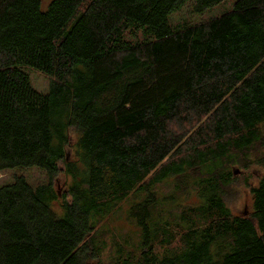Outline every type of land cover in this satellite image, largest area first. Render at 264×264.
I'll use <instances>...</instances> for the list:
<instances>
[{
    "label": "trees",
    "instance_id": "obj_1",
    "mask_svg": "<svg viewBox=\"0 0 264 264\" xmlns=\"http://www.w3.org/2000/svg\"><path fill=\"white\" fill-rule=\"evenodd\" d=\"M43 1L0 0V173L49 175L0 187V264H264V0L179 26L226 0ZM235 166L263 171L242 215ZM130 197L139 246L105 261L99 222Z\"/></svg>",
    "mask_w": 264,
    "mask_h": 264
},
{
    "label": "rangeland",
    "instance_id": "obj_2",
    "mask_svg": "<svg viewBox=\"0 0 264 264\" xmlns=\"http://www.w3.org/2000/svg\"><path fill=\"white\" fill-rule=\"evenodd\" d=\"M49 0H44L43 3ZM237 0H226L221 4L214 6L213 8H208L203 14H198L194 12V2H188L187 5L182 7L179 10L171 13L169 16V24L173 26L183 25L185 23H197L200 21L208 20L210 18L220 16L225 12L232 9L234 3ZM142 34L139 32L138 39L142 40ZM135 38L133 41H137ZM24 71L29 75L31 79L32 86L41 93H48L51 85V78L45 73L37 70L31 69V67L23 68ZM193 131V130H192ZM75 137V136H74ZM68 159L72 160V153L68 152ZM235 171V176L241 177V181L236 185V187L230 191L231 194L227 199V205L232 209L234 214H247L250 209H252V194L248 190L249 188L246 186L244 182V178H247L248 174L253 173L255 176L252 180L262 175V170L259 168L252 167L248 172L245 170H241L240 166L232 167V172ZM25 177L27 182L32 187H36L37 185L45 184L49 182V175L45 170L37 167L31 168H13L7 170L5 172L0 173V187L11 185L14 180L18 177ZM55 189L59 192L60 196L68 191L69 184L72 182L69 176H66L64 172L58 173L53 180ZM255 181V180H254ZM174 188L172 185V180L161 185L156 186L157 194H168ZM133 198H129L124 202L120 203L114 210L104 219L99 222V226L97 228L96 236L97 240L101 241V244L104 246L105 252L103 253L102 258L107 261L113 256L118 250H124V252L128 253L132 248L137 249L140 242V235H138L139 230L136 225L131 222L130 216V207L132 206ZM197 202L195 196H189L183 202L182 205L178 206L176 209L172 211V220L176 217V222L179 223L178 216H180V211L182 208L188 205H195ZM55 211L59 217H62L64 213L59 211V205L55 204ZM175 216V217H174ZM171 233V232H170ZM174 236H176L177 232H172ZM132 247V248H131ZM137 251V250H136ZM138 255V254H137Z\"/></svg>",
    "mask_w": 264,
    "mask_h": 264
}]
</instances>
